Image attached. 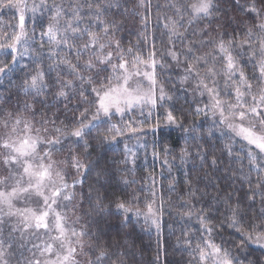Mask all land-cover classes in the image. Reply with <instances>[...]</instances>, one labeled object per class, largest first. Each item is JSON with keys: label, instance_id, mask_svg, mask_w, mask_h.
<instances>
[{"label": "snow or ice", "instance_id": "obj_1", "mask_svg": "<svg viewBox=\"0 0 264 264\" xmlns=\"http://www.w3.org/2000/svg\"><path fill=\"white\" fill-rule=\"evenodd\" d=\"M233 2L254 23L240 28V21L232 28L229 18L215 29L218 35L213 38L208 24L197 26L220 19L226 10L219 6V0L157 3L152 33L148 32L152 0H139L144 11L134 14L144 27L142 39L125 47L117 38L123 22L111 18L127 12L121 0H0V10L14 9L17 19L15 24L0 25V77L30 57L32 66L24 65L19 84L26 96L43 97L36 100L41 105L49 103L48 96L61 102L78 96L77 107L87 105L71 127L57 126V118L44 117L42 111L43 118L37 122L36 108L27 102L23 110L31 112V120L0 107V128L4 129L0 165L6 172L0 176V264H10L7 257L15 255L17 234L40 241L33 242L31 248L21 241L20 247L28 255L22 251L17 264H79L76 257L87 255L86 246L94 253L88 264H126L118 243L116 251H111V245L93 250L84 239L92 236L87 226L79 230L74 226L80 217L71 221L69 212L74 214L84 203L89 206L84 215L91 218L100 235H106L109 216L121 217L119 223L127 226L130 214L143 216L144 223L159 233L163 203L154 209L153 199L142 212L135 205L139 199L136 193L128 199V189L137 183L126 178L135 172L133 150L125 144L124 158L111 164L103 160L101 151L116 144L118 138L131 139L142 132L158 108L164 109L165 127L183 134L185 146L179 166H189L195 174L185 181L188 199L181 204L187 209L182 218L190 221L195 216L201 233L184 241L194 264H244L237 252L249 244L264 248V0H252L246 6L240 5V0ZM29 13L30 30L25 26ZM37 15L47 21L40 33L36 32ZM142 43L147 45L146 52L140 47ZM45 61L49 62L47 72ZM173 66L179 69L177 83L183 86L191 81L200 98L188 115H203L213 121L206 133L198 131L203 125L185 124L174 115V96L166 91L157 73V68L163 72ZM205 97L207 103L203 102ZM151 130L162 131L159 119ZM214 139L226 141L221 156L216 155ZM65 150V159H53L54 152ZM164 153L171 154L167 147ZM225 156L240 167L221 168ZM163 163L172 172L174 164L167 159ZM121 164L132 167H117ZM253 171L257 173L255 180ZM117 173L118 183L123 185L119 191L112 187ZM237 173L242 177L240 188L234 186ZM148 179L155 184L153 177ZM174 180L171 177L169 181L171 191H176ZM151 195L156 197L157 193L152 191ZM18 202L26 206L17 207ZM30 202L35 207L27 206ZM228 230L235 239H225ZM184 235L189 237V232ZM255 264H264V260Z\"/></svg>", "mask_w": 264, "mask_h": 264}, {"label": "trees", "instance_id": "obj_2", "mask_svg": "<svg viewBox=\"0 0 264 264\" xmlns=\"http://www.w3.org/2000/svg\"><path fill=\"white\" fill-rule=\"evenodd\" d=\"M29 2H31V0H29ZM57 2H59V0H57ZM64 2L67 3L68 0H64ZM251 2L252 0H240V5L246 6ZM121 3L127 9V12L118 15L113 14V17L111 18L123 22L122 30L117 34V38L121 40V43L125 47H127L130 46L129 42L135 44L137 40L142 39L141 33L144 32V27L140 22V17L135 15L134 11L143 12L144 9L139 8V0H121ZM157 3L165 4L166 0H152L153 7L149 17V33L155 32L153 25L156 16L155 5ZM219 6L226 10L224 13L220 14L219 20L211 24L206 20L197 26L198 28H203L204 25L208 24V31L213 38L218 35L215 29H217L219 25H223L229 18H232L233 20L232 28L236 27V22L240 21H243V23L240 24V28L254 23L250 20L249 14L241 11L240 6L236 5L233 0H219ZM257 6L259 7V4ZM30 16L31 14L29 13L26 14L25 17V26L29 30L32 28ZM36 20V32L40 33L45 30L47 21L39 17V15H37ZM5 23H17L14 9L0 10V25ZM41 24H44L45 27H41ZM232 28H229L228 31L232 32ZM219 31L223 32L224 28L220 27ZM156 35L158 36L160 33H156ZM157 46L161 47L159 41L157 42ZM140 47L144 49L145 52L147 51L146 44L142 43ZM207 50L208 49H205V51ZM4 59L7 61L9 58L4 57ZM48 63L49 62L45 61L46 72ZM168 63L171 62L168 61ZM24 65L32 66L30 57H24L16 65L14 71L9 72L7 76L0 77V107L6 108L8 111L16 112L17 114L23 115L25 119L31 120L33 119L31 112L23 110V104L27 102L29 104H34L37 110V115L35 117L37 122L43 118L39 114L42 111L44 117L57 118V126H73L75 118L83 112L84 107H87V105L77 107L80 105V99L78 96L75 99L70 98V102H61L48 96L47 99L49 103L47 105L36 103L37 99H42L43 97L26 96L23 93V90L19 87L20 79L23 76ZM157 73L159 80L163 83L166 91H169L170 94H173L174 96V102L176 103V111H174V115L182 118L185 124H194L197 126L203 125V127L198 128L200 133H206L209 128L213 127V121L210 117H205L203 115H188L192 112L193 103L199 102L200 98L197 97L193 91L191 81L183 86H180L177 83L179 69H176L173 66L166 68L162 72L157 68ZM51 75L54 76L55 73H52ZM65 78L70 79L71 77ZM85 87H87V85H85ZM177 88L179 89L178 91L176 90ZM203 102H208L206 97L203 98ZM65 104H67V107H65ZM17 106H19V108H17ZM168 107L170 108L171 105H168ZM141 119L143 118L141 117ZM156 119H159V127L162 130L160 132H153L151 130L155 125ZM116 122L118 121L113 120V123ZM165 123L164 109L158 108L156 115L144 123L142 132L133 135L131 139H129L128 136L118 138L116 144L101 150L104 153L103 160L109 164H111L113 160L120 161L124 158L125 144L133 150L135 154L134 159L136 161L135 172L134 174L128 173L126 178L135 179L137 183L132 184L128 189V199L131 200V193H136L139 199L135 202V205L142 212L147 211L146 203L151 202L153 199L156 200V203L153 205L154 209H158L161 202L163 203V210L162 213H160L159 220V233L155 227L150 228L144 223L143 216L137 218L130 214V220L127 226H123L119 223V220L122 219L121 217L109 216L105 228L106 235H100L97 227L90 222L91 218L84 215L85 211L89 208L87 203L81 204L74 214L69 212V216L72 218L75 214L80 217V228L81 226L86 225L87 229L92 233L91 238L85 237V239L87 244L92 245L93 250L111 245V251H116L115 245L118 243L120 245L119 251L124 254L123 258L125 259L126 264H194L193 255L186 250L187 245L184 241L186 238L192 236L198 238L201 233L197 231L199 225L195 216H193L190 221H188L186 217L182 218L187 209L182 208L181 204L188 199L185 195L187 192L185 181L195 174L189 171V166H179L180 151L185 146L183 134L175 129L166 128ZM36 126L39 127V123H37ZM47 127L50 130L52 129L51 124ZM1 130L3 129L0 128V131ZM49 134L50 133H42V135ZM65 143L69 142L66 141ZM214 143L217 145L215 149L216 155H223L221 149L226 141L214 139ZM74 146L75 145H73V147ZM164 147H167L170 150V155H165ZM205 147H207V145ZM236 147L239 148L240 144H237ZM67 155V150L56 151L53 153V158L59 161L65 159ZM173 157H175V160H173ZM93 158H96L95 152H93ZM165 159H167L169 163L174 164L172 172H168V166L163 163ZM226 165H230L234 169L240 167L239 164L233 163L225 156L220 167L224 168ZM117 167L130 168L132 166L121 164L117 165ZM244 170H248L246 161ZM186 171L189 172V176L187 177L185 175ZM213 175L222 176V173H213ZM251 176L252 179L255 180L257 173L253 171ZM119 177L120 173H117V176L112 180V187L117 191L123 187L122 184L118 183ZM149 177L155 179V184L148 179ZM171 177H175V180L172 181V186L175 187L176 191L170 190L169 181ZM237 177L234 186L240 188V180L242 177H240L239 173H237ZM230 182L231 181H229V183ZM200 187L203 188V185H200ZM244 187L246 188L247 185L245 184ZM141 189H143V191H141ZM152 191L157 193L156 197L151 195ZM208 191L211 192L212 189L209 188ZM181 197H183V199H181ZM185 232H189V237H185ZM96 236H100V238L96 239ZM235 238L236 235L231 233V230L225 232L226 240ZM195 242L196 241H194V243ZM216 242L220 243L219 240ZM85 253H87L85 256L88 260L90 258L94 259V253L89 251L87 246L85 247ZM236 254L239 255L241 260H244V264H249V261H252L253 264H255L258 260H264V249L250 244L247 245L243 252H237ZM157 256H159L158 259ZM245 257H247V259H245ZM113 259L117 258L114 256Z\"/></svg>", "mask_w": 264, "mask_h": 264}, {"label": "rangeland", "instance_id": "obj_3", "mask_svg": "<svg viewBox=\"0 0 264 264\" xmlns=\"http://www.w3.org/2000/svg\"><path fill=\"white\" fill-rule=\"evenodd\" d=\"M204 103H207V102H204ZM3 134H4V129L0 131V136H3ZM53 159H54V158H53ZM57 161H58V160H57ZM3 175H6V172L4 171L3 166L0 165V176H3ZM25 206H26V205L23 204L22 202H18V203H17V207H25ZM27 206L35 207V204L30 202ZM77 217H79L77 214H75V215L73 216L74 219H73L72 217H70V218H71V221H75V219H76ZM72 219H73V220H72ZM79 221H80V220H79ZM74 226L77 228V230L80 229L79 222H78V224H75ZM84 239H85V238H84ZM21 241L23 242V244H24L27 248H31L33 242H35V243H40V241H38V240H34L33 237H31V236H29V235H27V234H23V235H21V234H17V235L15 236V239H14V243L16 244L15 255H12V256L7 257V259H9L10 264H17V258L20 256V253H21L22 251H24V254H25V255H28V253L24 250V248H21V247H20V245H21ZM85 241H86V239H85ZM250 245L255 246V247H259L258 245H255V244H250ZM259 248H260V247H259ZM262 249H264V248H262ZM84 252H85V249H84ZM76 258H77V260L79 261V264H88V261H89V260L87 259V257L85 256V254L80 253V254L77 255ZM21 264H22V262H21Z\"/></svg>", "mask_w": 264, "mask_h": 264}]
</instances>
